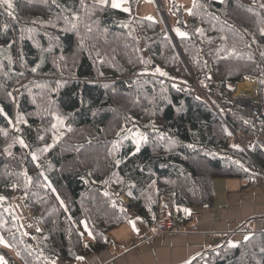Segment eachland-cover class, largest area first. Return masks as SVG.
<instances>
[{
    "label": "trees",
    "instance_id": "16d2710c",
    "mask_svg": "<svg viewBox=\"0 0 264 264\" xmlns=\"http://www.w3.org/2000/svg\"><path fill=\"white\" fill-rule=\"evenodd\" d=\"M137 1L0 0L7 264L91 258L134 216L155 224L212 204L215 179L264 174V0L173 4L178 49ZM247 77L257 118L231 99ZM184 264H264V231Z\"/></svg>",
    "mask_w": 264,
    "mask_h": 264
},
{
    "label": "crops",
    "instance_id": "0c3cea01",
    "mask_svg": "<svg viewBox=\"0 0 264 264\" xmlns=\"http://www.w3.org/2000/svg\"><path fill=\"white\" fill-rule=\"evenodd\" d=\"M153 1L156 11V2H161L169 20L171 19L167 15L168 12L171 14L172 10L175 15L173 4L181 6L184 15L187 16L193 3V0ZM142 3L150 10L154 8L151 0H143ZM175 18L176 15L172 17L173 22ZM151 19L157 18L152 16ZM248 78L238 83L234 97L251 98L256 93L254 78H250L253 79L251 87L242 89V84ZM261 139L264 143V136H261ZM246 140L251 146L254 138L250 137ZM172 205V201L169 200L168 206L172 207ZM19 210L21 213L27 211L21 206ZM166 212L171 222L170 229H178V231L158 233L154 222L134 216L110 231L111 244L104 252L87 259L54 260L42 264H100L103 262L184 264L224 242L245 240L246 236L249 237L264 225V174L252 179L238 177L215 179L212 204L188 207L176 217L170 215L168 209ZM193 227L196 228L193 229ZM0 264H4L1 259Z\"/></svg>",
    "mask_w": 264,
    "mask_h": 264
},
{
    "label": "built area",
    "instance_id": "2783aa9c",
    "mask_svg": "<svg viewBox=\"0 0 264 264\" xmlns=\"http://www.w3.org/2000/svg\"><path fill=\"white\" fill-rule=\"evenodd\" d=\"M156 9L158 12H163L164 11V6L161 4L160 1L156 2ZM155 79L157 81H162L164 80L163 75L161 74H155ZM232 102L239 106L242 110L248 112L252 117L257 118L260 115L262 105L253 98L246 97V98H241V97H233ZM9 137L0 133V152L1 149L5 146V144L8 142ZM17 199V198H16ZM18 200V199H17ZM26 219L29 221V233L30 235H34L35 231H37L40 226L37 222L32 221L31 219V214L29 212L26 213ZM170 219L167 216L166 211H162L159 213L158 218L155 223V227L158 233H164V232H170V231H178V229H170ZM196 227H193L195 229ZM259 231H264V225L259 228ZM91 262V261H90ZM100 264H113L111 262H103Z\"/></svg>",
    "mask_w": 264,
    "mask_h": 264
},
{
    "label": "rangeland",
    "instance_id": "374dc122",
    "mask_svg": "<svg viewBox=\"0 0 264 264\" xmlns=\"http://www.w3.org/2000/svg\"><path fill=\"white\" fill-rule=\"evenodd\" d=\"M94 1L102 2V3H106V2L109 1L112 5H113V3L118 4L119 7H116L118 9H122V10L127 9V11H131L132 10V8H131L130 3L128 2V0H94ZM142 1L143 0H138L137 3L134 5V9L133 10L136 12V14L141 15V16H144V17L145 16L146 17L148 16L149 18H152V16H154L155 18H157L160 21V23L162 24V26L166 29L168 35L172 38L173 43L175 45H177L178 43H177V40L175 39V35H174L175 29H177V28L174 27L175 24H174V22L172 20V17L175 16L174 13H173V11L171 10V12H172L171 14H173V16L171 14H169V12H168L169 10L167 11L168 12L167 15L171 19V20H169L166 17V14L164 13V11L163 12H158V11L155 10V3H154L153 0H151V3H154L153 4L154 5V8H152V10L148 9L147 7H144ZM237 87H238V84H237L236 88ZM236 88H235V92H236ZM233 95H235V93ZM244 141L246 142V144H248L247 143L248 140H245L244 139ZM14 201H17L16 200V197L14 198ZM26 212L24 213V215H26ZM0 238H2V241H3V242H0V246H3L4 248L10 250L9 247H8V245H7V242H6L5 238L3 237V235L1 233H0ZM0 259H1L2 263L4 261V264H7L6 263V260L1 255H0ZM15 264H20V262L16 259Z\"/></svg>",
    "mask_w": 264,
    "mask_h": 264
},
{
    "label": "snow or ice",
    "instance_id": "6c2138e0",
    "mask_svg": "<svg viewBox=\"0 0 264 264\" xmlns=\"http://www.w3.org/2000/svg\"><path fill=\"white\" fill-rule=\"evenodd\" d=\"M8 6L11 7V4H9ZM112 7H119V5L116 4V3H113ZM125 11H127V9H125ZM178 34H179L180 36H184V35H185V33H183V32H178ZM33 71H35V69H33ZM157 71H159V69H158ZM161 74L163 75L164 73H161ZM20 143L23 145L24 142L21 140ZM45 150H46V149H45ZM245 239L247 240L248 237L246 236ZM0 242H3V241H2V238H0ZM233 246H234V245H233ZM78 259H80V258L78 257Z\"/></svg>",
    "mask_w": 264,
    "mask_h": 264
},
{
    "label": "bare ground",
    "instance_id": "6f19581e",
    "mask_svg": "<svg viewBox=\"0 0 264 264\" xmlns=\"http://www.w3.org/2000/svg\"><path fill=\"white\" fill-rule=\"evenodd\" d=\"M253 85V79H250V78H248L245 82H244V84H242V89H244L245 90V88H247V87H251ZM242 89H241V91H242Z\"/></svg>",
    "mask_w": 264,
    "mask_h": 264
},
{
    "label": "water",
    "instance_id": "95a60500",
    "mask_svg": "<svg viewBox=\"0 0 264 264\" xmlns=\"http://www.w3.org/2000/svg\"><path fill=\"white\" fill-rule=\"evenodd\" d=\"M170 38H171V37H170ZM171 41H172V38H171ZM172 43H173V41H172ZM173 45H174V46H175V47L178 49V47H177V45H178V44H177V45H175V44L173 43Z\"/></svg>",
    "mask_w": 264,
    "mask_h": 264
}]
</instances>
